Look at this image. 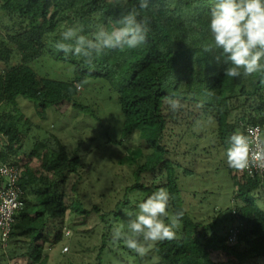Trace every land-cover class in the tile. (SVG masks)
I'll return each mask as SVG.
<instances>
[{"label":"trees","instance_id":"16d2710c","mask_svg":"<svg viewBox=\"0 0 264 264\" xmlns=\"http://www.w3.org/2000/svg\"><path fill=\"white\" fill-rule=\"evenodd\" d=\"M0 1L1 17L6 19L0 33V107L9 106L0 109V135L5 138L0 163L16 166L8 159L21 146L22 129L31 126L16 109L19 101L32 103L37 114L43 116L63 95L73 97L76 93L74 80L39 77L30 68L31 61L48 52L54 59L71 64L79 83L86 78L107 82L123 116L122 137L138 132L140 146L126 156L128 165L137 166L134 184L124 192L144 194L143 202L163 187L171 196L172 215L184 213L176 239L153 245L156 259L150 264H246L256 258L264 249V212L252 197L258 181L242 174L243 180L236 183L235 208L243 225L235 242L230 243L228 231L215 233L211 225L204 226L209 233L198 232L197 223L184 208L177 165L166 158L172 151L168 147L171 140L181 139L200 116H212L224 154L234 132H243L248 123L264 124V77L258 73L228 77L224 70L231 65L215 59L220 50L213 47L210 52L204 51L214 45L208 24L215 0H151L149 12L163 25L164 35L157 38L149 30L145 42L136 48L106 49L91 65L84 57L65 55L55 48L61 32L75 26L82 28L81 35L91 38L98 26L107 31L121 27L119 20L139 0ZM142 18L139 14L138 19ZM13 57L17 62L11 65ZM168 97L179 99L181 107L172 110ZM52 140L50 143L46 137L35 141L29 155L38 159L39 165L33 169L25 165L19 171L24 204L14 217L9 249L0 254V264H7L3 262L6 256L25 258V264H43L44 245L58 243L63 235L66 206L58 184L64 182L67 173L76 172L78 159L69 157L56 138ZM225 168L228 173L236 171L228 165ZM38 186L39 190L33 189ZM120 203L129 204L127 199ZM120 214L118 209L115 215ZM212 251L225 253L221 262L210 258Z\"/></svg>","mask_w":264,"mask_h":264},{"label":"rangeland","instance_id":"374dc122","mask_svg":"<svg viewBox=\"0 0 264 264\" xmlns=\"http://www.w3.org/2000/svg\"><path fill=\"white\" fill-rule=\"evenodd\" d=\"M150 1L146 9H140L139 4L134 9L147 18L150 31L161 38L164 35L163 25L155 15L150 14ZM1 14L0 10V33L1 26L6 23ZM101 28L98 26L97 30ZM16 62L17 58L13 57L10 64ZM29 66L39 77L74 80L75 86L79 83L73 76L72 65L54 59L48 52L44 51ZM82 82V87L76 90L73 97L63 95V99L48 108L43 116L38 115L32 103L26 100L19 101L16 106L18 113L31 123L28 129H22L21 146L8 159L18 166L19 171L25 165L31 169L39 165V160L30 156L29 150L35 141L46 137L51 140L50 143L52 138H56L64 145L69 157L76 156L78 159L76 172L67 173L64 182L58 184L66 206L61 226L63 235L58 243L44 245L43 264H150L156 259L154 244L144 256H140L128 249L122 240L112 239L117 228L127 231V224L132 218L128 213L134 216L138 212V204L144 196L139 192H124L134 184L133 172L137 166L135 163L128 165L126 156L140 146L138 132L122 137L123 116L116 94L107 82L100 78H86ZM8 108L0 107L4 110ZM192 124L181 139L171 140L168 147L172 151L166 154V158L174 166L177 165L175 171L184 208L197 223L198 232L209 233L204 230L205 225H211L212 231L219 234L233 227L239 232L243 222L235 208L238 196L236 183L243 180L242 174L237 170L231 173L226 170V156L217 139L212 116H200ZM261 128L264 141V124ZM4 144L5 138L0 135V148ZM40 187L33 189L39 190ZM262 188L257 186L252 197L258 209L264 212ZM125 199L128 205L120 203ZM118 209L121 214L115 215ZM168 213L170 222L173 215L169 209ZM7 249L9 246L2 249L0 245V254ZM257 253L256 258L246 264H264V249ZM224 255L210 252L214 262H221ZM3 258L7 259H3L7 264L26 263L25 258L18 256Z\"/></svg>","mask_w":264,"mask_h":264},{"label":"clouds","instance_id":"9594fccd","mask_svg":"<svg viewBox=\"0 0 264 264\" xmlns=\"http://www.w3.org/2000/svg\"><path fill=\"white\" fill-rule=\"evenodd\" d=\"M147 7L148 0H139L140 9ZM138 17L139 12L133 9L119 20L121 27L111 31L101 28L91 38L80 34L82 28L67 27L61 32V40L55 48L65 55L84 57L88 65L106 49H134L145 42L150 30L147 18ZM208 28L214 45L205 47L204 51L210 52L213 47L220 50V55L215 57L217 63L223 59L224 64L231 65L224 70L226 76L234 78L243 73L247 77L258 73L264 77V0H215ZM83 83L75 86L77 91ZM166 99L172 110L181 107L179 99ZM252 137V129L247 134L238 130L231 135L225 153L229 168L244 171L251 164L264 167V141L254 144ZM170 200V193L163 187L153 192L138 204L134 216L128 213L132 218L127 231L117 228L113 241L122 240L128 249L144 256L153 244L176 239L184 213L177 212L168 222Z\"/></svg>","mask_w":264,"mask_h":264},{"label":"built area","instance_id":"2783aa9c","mask_svg":"<svg viewBox=\"0 0 264 264\" xmlns=\"http://www.w3.org/2000/svg\"><path fill=\"white\" fill-rule=\"evenodd\" d=\"M243 132L248 133L249 129L253 130V141L259 143L262 141V128L259 124H245ZM249 179H256L258 186L264 185V167L257 164H251L248 169L240 171ZM19 170L10 163H0V244L7 247L8 236L15 215L23 207V190L18 184ZM264 190V188H262ZM236 227L230 228L228 231V241H235L238 231ZM68 235V232L64 233ZM66 251V247H64Z\"/></svg>","mask_w":264,"mask_h":264}]
</instances>
